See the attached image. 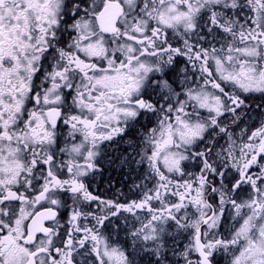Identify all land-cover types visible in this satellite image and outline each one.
I'll return each instance as SVG.
<instances>
[{
  "label": "snow or ice",
  "instance_id": "obj_1",
  "mask_svg": "<svg viewBox=\"0 0 264 264\" xmlns=\"http://www.w3.org/2000/svg\"><path fill=\"white\" fill-rule=\"evenodd\" d=\"M0 264H264V0H0Z\"/></svg>",
  "mask_w": 264,
  "mask_h": 264
}]
</instances>
